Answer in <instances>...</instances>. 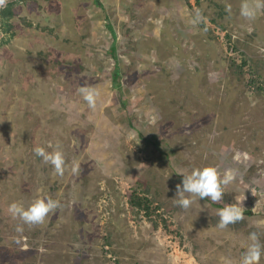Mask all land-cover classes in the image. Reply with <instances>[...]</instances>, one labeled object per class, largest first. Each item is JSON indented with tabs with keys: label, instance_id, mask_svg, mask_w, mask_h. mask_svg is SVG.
Returning <instances> with one entry per match:
<instances>
[{
	"label": "rangeland",
	"instance_id": "obj_1",
	"mask_svg": "<svg viewBox=\"0 0 264 264\" xmlns=\"http://www.w3.org/2000/svg\"><path fill=\"white\" fill-rule=\"evenodd\" d=\"M33 2L11 43L0 33V264H239L249 233L264 245V9L241 15L264 0ZM57 143L63 176L33 151ZM203 167L237 179L179 207L182 174ZM45 196L60 207L41 224L7 212Z\"/></svg>",
	"mask_w": 264,
	"mask_h": 264
},
{
	"label": "clouds",
	"instance_id": "obj_2",
	"mask_svg": "<svg viewBox=\"0 0 264 264\" xmlns=\"http://www.w3.org/2000/svg\"><path fill=\"white\" fill-rule=\"evenodd\" d=\"M258 9H264V4L256 3L254 6L245 4L241 9V15L246 18H252L256 15ZM81 94L88 107L95 109L101 91L93 86L80 87ZM34 154L42 160L50 164L56 175L63 176L68 170L65 156L57 143L55 150L52 152L46 151L44 147L37 146L34 148ZM80 164L73 163L71 172L76 174L80 172ZM237 179V174L234 170L229 169L223 176L218 173L216 167L193 168L188 174H182V181L176 187L175 197H179L176 203L183 209H188L193 203V198L199 199L207 198L213 202L221 201L224 195L223 186L233 183ZM60 207V202L50 197H41L33 200L29 205L25 206L23 203L13 202L8 208L7 212L13 219L20 220L23 224L38 225L49 217V214L55 212ZM244 209L223 208L218 209L219 216L218 227L222 230L233 228L243 222L241 212ZM22 231V229H17ZM247 249L240 257L239 264H259L262 252H264V245H261L257 234L255 232L249 233ZM223 264H233L230 257L222 258Z\"/></svg>",
	"mask_w": 264,
	"mask_h": 264
},
{
	"label": "trees",
	"instance_id": "obj_3",
	"mask_svg": "<svg viewBox=\"0 0 264 264\" xmlns=\"http://www.w3.org/2000/svg\"><path fill=\"white\" fill-rule=\"evenodd\" d=\"M33 1L34 0H10L0 8V33L3 36H7V38H5L2 41V44L11 43V39H12L11 35L13 33L14 28L20 25V20L23 21V18L19 15V13H17V9L21 7L20 5L22 3L23 4L25 3L24 6H27L28 2H33ZM37 6L38 9L41 8L40 5ZM36 14L37 15L34 16V18H36L38 15L43 16L44 13H36ZM130 204L140 208L139 211H144L146 214H148L147 213L148 208L144 200H142V198H140L139 196L135 198L131 197Z\"/></svg>",
	"mask_w": 264,
	"mask_h": 264
},
{
	"label": "crops",
	"instance_id": "obj_4",
	"mask_svg": "<svg viewBox=\"0 0 264 264\" xmlns=\"http://www.w3.org/2000/svg\"><path fill=\"white\" fill-rule=\"evenodd\" d=\"M131 205V204H130ZM72 228H69L66 232V235L72 237L73 233L71 232ZM145 232H147L145 230ZM62 233L61 231L57 230V233H52V235H55V234H60ZM83 235H85L84 237H86V233L85 232H82L80 235H75V236H79V237H82ZM144 239H146V237H144ZM73 241V240H72ZM74 243H76L75 241H73ZM67 252H65L66 254ZM113 260V262H115L116 264L119 263L118 259L116 258V255L115 257L111 258Z\"/></svg>",
	"mask_w": 264,
	"mask_h": 264
},
{
	"label": "bare ground",
	"instance_id": "obj_5",
	"mask_svg": "<svg viewBox=\"0 0 264 264\" xmlns=\"http://www.w3.org/2000/svg\"><path fill=\"white\" fill-rule=\"evenodd\" d=\"M79 41V40H78ZM65 239V238H64Z\"/></svg>",
	"mask_w": 264,
	"mask_h": 264
}]
</instances>
